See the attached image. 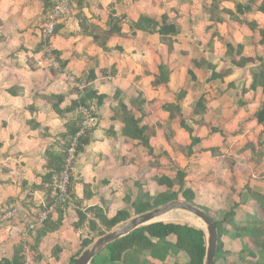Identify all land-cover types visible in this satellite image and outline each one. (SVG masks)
I'll use <instances>...</instances> for the list:
<instances>
[{
	"label": "crops",
	"instance_id": "obj_1",
	"mask_svg": "<svg viewBox=\"0 0 264 264\" xmlns=\"http://www.w3.org/2000/svg\"><path fill=\"white\" fill-rule=\"evenodd\" d=\"M261 3L77 0L51 41L44 42L41 31L51 9L43 0H0V213L19 208L35 220L53 196L44 182L54 165L50 154H61L66 125L82 113L61 117L51 98L63 97L64 111L85 92L76 83L106 96L102 106L89 102L96 125L73 163V202L59 207L32 236L39 264H71L97 239L90 229L91 222L101 227L97 211L108 218L119 211L134 213L132 205L144 196L166 192L160 178L176 180L180 173L185 189L194 193V205L217 213V221L234 231L226 246L236 264H243L236 255L244 241L236 230L252 228L258 196H264V124L256 120L264 107L258 76H264ZM237 4L243 13L236 12ZM163 15L179 29L173 50L157 32L134 27L142 16L160 21ZM112 19L121 33L109 39L105 51L90 34L108 31ZM46 45L62 71L37 65ZM120 104L148 129V147L124 135ZM192 137L199 140L194 146ZM85 240H93L87 249ZM105 249L91 264L98 259L110 264ZM20 251L18 231L2 230L0 263L21 258ZM156 258L149 256L157 262L152 264L163 263ZM171 258L169 252L165 260Z\"/></svg>",
	"mask_w": 264,
	"mask_h": 264
},
{
	"label": "trees",
	"instance_id": "obj_2",
	"mask_svg": "<svg viewBox=\"0 0 264 264\" xmlns=\"http://www.w3.org/2000/svg\"><path fill=\"white\" fill-rule=\"evenodd\" d=\"M57 1V0H56ZM56 1L54 0H43L45 9H51ZM259 0H251L252 3ZM243 6L237 4L236 12L238 14L243 13ZM249 10L250 8H246ZM259 11L264 14V0H262L261 5L259 6ZM134 27L138 31L146 32L153 34L157 32L162 39L168 44L170 50H173L174 40L173 37L177 36L179 29L175 23L170 22L167 15H163L161 20L158 21L154 18H149L147 16H142L140 20L134 24ZM255 28V27H254ZM259 30V29H258ZM262 37L261 42H264V30H259ZM87 33V32H86ZM121 33V28L113 23L111 20L109 30L97 35L91 32V36L94 41L105 51L108 50L106 43L109 39L115 35ZM231 49V46H229ZM50 71H55L50 69ZM161 81L166 82L165 73L163 69L161 70ZM260 78V84L262 83L261 78L263 79L264 86V76L263 74L258 75ZM51 100H54L53 108L54 111L61 117L65 116L68 113L74 111H80L81 107H90L89 102L91 100H97L98 106H102L106 100V96L98 95L96 91L85 89V92L81 94V98L78 102L72 103L70 107L64 111L60 109V105L63 102V97L53 96ZM203 98L199 100L197 108H201L203 103ZM120 118L123 120V123L126 125L124 129V135L128 136L130 139L140 141L144 146H149V138L146 127L140 126V121L136 120L129 112L124 104L119 106ZM199 112V111H196ZM256 120L259 124H264V107H262L256 114ZM82 115L77 117L75 120H70L66 125V133L62 138L66 141L63 151L61 154H50L54 160V165L51 166L52 171L44 177V182L47 183L49 190L48 193L53 195L54 192V181L55 178L59 176L62 172L65 160L67 158V150L70 148L72 140L81 130L82 125ZM181 126L186 129L189 133H192V130L186 125L184 119H181ZM91 130L86 132L79 140L78 145L75 149L76 156L83 151L85 145L90 142ZM199 142L198 139L192 137V146ZM191 151V150H190ZM160 185H166L167 190L164 193L158 194L155 197H150L148 195L141 198L138 202L132 205V209L135 215H141L147 212H150L156 208L166 206L171 202L180 200L182 198L186 203L194 204V193L188 189H185L184 183V174H178L176 180L160 178L158 180ZM179 186V187H178ZM178 187V188H175ZM71 198H72V185L70 187ZM180 195H179V194ZM53 197L50 199L48 205L53 202ZM73 202V198L71 199ZM61 208V207H60ZM258 209L259 215L252 222V228H242L236 234V237L244 241L240 253L236 255L238 260L243 264L257 262L259 259H264V196H258ZM205 213L216 223L218 231V249L214 258V264H226L230 259L226 254L225 257L220 259V255L223 252L224 241L222 240L225 231L223 223L217 221L213 216L212 212L209 210H204ZM232 215V214H230ZM97 219L100 222V225L104 226L106 231H110L120 224L127 222L131 219L132 215L127 211H119L114 217L108 218L102 213L97 211ZM229 217V216H228ZM84 219L82 218L81 221ZM173 222V221H172ZM169 223V222H165ZM163 222H157L151 224L147 227L140 228L130 235L117 240L116 242L110 244L105 250L108 251L110 255V264H116L121 262L124 259V256L132 253H150L153 257H158L160 261L165 260L169 256V249L171 247H176L179 251L184 252L189 258V264H205L206 252H207V238L206 233L203 230L197 229L195 227H189L183 224L182 222H173L165 224ZM178 223V224H174ZM191 224V223H190ZM191 226H195L191 224ZM99 226L95 222H91L90 229L91 231L99 232V237L105 235L102 231L99 230ZM197 227V226H196ZM171 238L175 239V243L169 241ZM93 240H85L83 242V249H87L92 245ZM165 253V254H164ZM162 254L163 257H162ZM225 254V253H224ZM76 260H73L71 264H75ZM229 263V262H228ZM227 263V264H228ZM0 264H22L21 258H14L13 260H3Z\"/></svg>",
	"mask_w": 264,
	"mask_h": 264
},
{
	"label": "built area",
	"instance_id": "obj_3",
	"mask_svg": "<svg viewBox=\"0 0 264 264\" xmlns=\"http://www.w3.org/2000/svg\"><path fill=\"white\" fill-rule=\"evenodd\" d=\"M77 0H57L55 5L51 8L48 14V20L41 31V37L44 42H50L55 35L56 27L60 22H63L69 11L70 7ZM43 69H52L55 71H62V62L54 53L51 46L44 47V57L40 59L37 64ZM65 77L72 83H76L74 77L66 73ZM76 87L80 92H83L88 86L86 84L76 83ZM80 111L83 116L80 132L72 140L70 148L67 150V158L62 172L54 181L53 202L50 205H44L38 218L32 220L29 218L28 213L22 209L12 208L8 211L0 213V232L11 233L14 230L18 231V240L20 244V257L22 264H39L37 254L32 247L31 239L33 234L40 228H43L48 221L50 215L54 214L59 207L71 204L70 187L72 184V167L76 159L75 149L78 145V140L96 125V117L90 108L81 107ZM20 226V228H18Z\"/></svg>",
	"mask_w": 264,
	"mask_h": 264
},
{
	"label": "water",
	"instance_id": "obj_4",
	"mask_svg": "<svg viewBox=\"0 0 264 264\" xmlns=\"http://www.w3.org/2000/svg\"><path fill=\"white\" fill-rule=\"evenodd\" d=\"M175 209L183 210L191 213L195 217L202 220L208 231L207 238V252L205 258V264H214V258L216 251L218 249V231L216 223L212 220L204 211L198 209L197 207L184 202H174L164 206V208H157L153 211L137 215L123 228L112 231L100 237L92 246V248L86 250L75 262V264H91L93 259L110 244L122 239L134 231L147 227L151 224L157 223L155 220Z\"/></svg>",
	"mask_w": 264,
	"mask_h": 264
},
{
	"label": "rangeland",
	"instance_id": "obj_5",
	"mask_svg": "<svg viewBox=\"0 0 264 264\" xmlns=\"http://www.w3.org/2000/svg\"><path fill=\"white\" fill-rule=\"evenodd\" d=\"M259 174V173H258ZM72 185V184H71ZM179 194V193H178ZM158 195V193L157 192H155L154 193V195H153V197H155V196H157ZM180 195V194H179ZM174 202H184V203H186L182 198H180V200H177V201H174ZM174 202H171V203H174ZM71 203H72V201H71ZM171 203H169V204H171ZM192 205V204H191ZM193 206H195V207H197L198 209H200V210H202V211H204L203 210V208H201L199 205H194L193 204ZM159 208H161V207H159ZM162 208H164V206H162ZM157 209V208H156ZM153 211V210H152ZM205 212V211H204ZM170 213H173L177 218H179L180 219V217L181 216H188V217H194V218H197V217H195L194 215H192L191 213H189V212H186V211H183V210H178V209H175V210H173L172 212H170ZM132 214V217H131V219L129 220V221H127V222H124V223H122V224H120L119 226H117V227H115L114 229H112V230H110V231H106L105 230V228H104V226L102 225V227H98L99 228V230L100 231H102L103 233H105V234H107V233H110V232H112V231H116V230H119V229H121V228H123L126 224H128L133 218H135L137 215H135L133 212L131 213ZM215 215H217V213L215 214V213H212V216L217 220H221V216H215ZM173 222H181V221H178V220H176L175 219V221H173ZM173 222H169V223H173ZM163 223H165V221L163 222ZM169 223H165V224H169ZM182 223L183 224H180L179 223V225H185V226H189V227H195V228H197V229H200V230H203V231H205V233H206V238H208V231H207V227L206 228H199V227H196V226H191V224L190 223H188V222H185V221H182ZM174 224H178V223H174ZM236 228V225L234 224L233 226H232V230L233 229H235ZM224 231L227 233L226 235H224L223 236V238H222V240L225 242V244L223 245V252L225 253H221V255H220V259H222L223 257H225L226 256V254H228V256L229 257H232L230 254H232V253H229V248L226 246V243L227 244H230L231 242H233V237L231 236L232 234H233V232L234 231H230V230H227L225 227H224ZM99 232H95V231H93V236L94 237H96L97 239L95 240V242L100 238L99 237ZM170 240H173L174 241V239H170ZM93 246V245H92ZM92 246L91 247H89L88 249H90V248H92ZM235 249H236V246H235ZM236 250H239L238 248L236 249ZM169 252H170V255H171V260H169V261H164L163 260V263L162 264H188V262H189V259H187V257H184V255L183 254H181L180 252L181 251H179V249L178 248H176V247H171L170 249H169ZM165 254V253H164ZM164 254H162V257H163V255ZM149 256H150V254L149 253H143L142 255H140V253L138 252V254L137 253H132L131 255H129V256H126L121 262H118V263H116V264H152L150 261H153V260H150L149 259ZM147 259H149V261L147 260ZM187 260H188V262H187ZM147 262H149V263H147ZM154 263H157V262H155V261H153ZM229 262V263H228ZM227 263L228 264H236V261H235V258H234V256H233V258L232 259H230L229 261H228ZM226 263V264H227ZM95 264H102V262H100V259H98V261L95 263ZM225 264V263H224ZM240 264V263H239ZM247 264H257V262H253V263H247Z\"/></svg>",
	"mask_w": 264,
	"mask_h": 264
},
{
	"label": "bare ground",
	"instance_id": "obj_6",
	"mask_svg": "<svg viewBox=\"0 0 264 264\" xmlns=\"http://www.w3.org/2000/svg\"><path fill=\"white\" fill-rule=\"evenodd\" d=\"M172 212V211H171ZM178 220V221H185V222H188V223H191L199 228H206V224L200 220L199 218H194V217H188V216H181L180 219L177 218L173 213H167L159 218H157L155 221L156 222H172V221H175Z\"/></svg>",
	"mask_w": 264,
	"mask_h": 264
}]
</instances>
